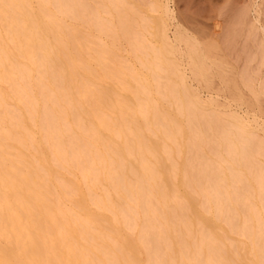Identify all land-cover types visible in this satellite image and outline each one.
<instances>
[{"label": "bare ground", "instance_id": "1", "mask_svg": "<svg viewBox=\"0 0 264 264\" xmlns=\"http://www.w3.org/2000/svg\"><path fill=\"white\" fill-rule=\"evenodd\" d=\"M143 3L0 0V264H264V136Z\"/></svg>", "mask_w": 264, "mask_h": 264}, {"label": "rangeland", "instance_id": "2", "mask_svg": "<svg viewBox=\"0 0 264 264\" xmlns=\"http://www.w3.org/2000/svg\"><path fill=\"white\" fill-rule=\"evenodd\" d=\"M141 1H146V3H143L145 5L142 4L143 6L139 7L138 10L144 12L142 14L151 20L154 26L153 31L156 34L164 28L163 30L167 32L169 37L171 36L170 39L182 66L185 64L184 66L190 69L187 65L192 61L191 56L199 55L197 57H200L201 60L199 59V61L196 57V61H199L200 67L204 69L206 74L208 73L207 77L212 78L213 81L210 80L212 86L208 84V88H204L206 83L203 81L200 82L201 84L196 80L191 81L196 88L198 85L200 86L198 89L201 90V95H204L205 98H208L209 94H211L210 98H214L216 95L217 100L222 101L236 114L240 116L242 114L248 124L256 126L259 133L264 136V0ZM164 3L172 9V16H165L162 13L161 5ZM150 4L151 7H149ZM182 28L187 29L184 31ZM181 34L185 43L181 42ZM152 37L154 38H152L153 41L156 42L155 44H158L157 38ZM191 43L194 47L190 45ZM184 45L186 47L189 45V49ZM193 48H196L194 51H197L198 54L193 52ZM180 51L181 55H179ZM184 66L183 69H186V74L190 75L191 71ZM224 79L227 85L224 83ZM229 79H232V82ZM226 81H230V85ZM233 82L235 86L237 83V89L240 87V96H238L236 88L232 87ZM202 85L203 87H201ZM230 89H233V92ZM232 93L235 94L232 97L237 95V99L231 98L230 94Z\"/></svg>", "mask_w": 264, "mask_h": 264}]
</instances>
